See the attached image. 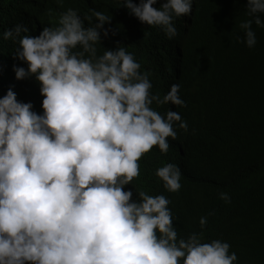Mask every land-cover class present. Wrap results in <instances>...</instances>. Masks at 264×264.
Instances as JSON below:
<instances>
[{"label":"clouds","instance_id":"clouds-1","mask_svg":"<svg viewBox=\"0 0 264 264\" xmlns=\"http://www.w3.org/2000/svg\"><path fill=\"white\" fill-rule=\"evenodd\" d=\"M133 1L120 6L169 39L193 7V0ZM89 12L81 18L69 7L55 26L29 20L0 34L7 42L0 75L8 70L13 79L0 88V264H238L228 242L204 239L207 216L200 232L181 236L170 199L132 185L144 154L153 147L166 154L176 128L188 130L171 110L185 103L178 84L162 98L152 93L148 74L119 42L99 52L111 17ZM244 14L235 40L252 48V25L264 29V0H247ZM30 78L41 113L19 87ZM153 103L165 105L164 114ZM155 176L165 191L180 190L178 165L164 163ZM218 198L230 203L226 192Z\"/></svg>","mask_w":264,"mask_h":264},{"label":"trees","instance_id":"trees-1","mask_svg":"<svg viewBox=\"0 0 264 264\" xmlns=\"http://www.w3.org/2000/svg\"><path fill=\"white\" fill-rule=\"evenodd\" d=\"M32 1L0 0V34L29 20L55 26L69 7L81 18L94 8L111 17L99 52L122 44L148 74L150 91L161 98L172 84L180 86L185 106L172 105L171 110L187 122L188 130L176 128L166 154L156 147L144 154L132 185L170 199L179 235L200 232L199 218L207 216L205 240L228 242L238 264H264V29L252 25L257 41L252 48L236 42L235 36L243 35L236 25L246 18L247 0H193L191 15L174 21L178 34L172 39L157 27L141 24L120 6L122 0H63V7L56 0ZM0 40L5 41L2 35ZM6 44L0 43L1 59ZM12 83L5 70L0 88ZM19 87L26 102L41 113L43 97L34 78ZM152 107L165 112V105ZM169 162L181 171V188L175 193L165 191L155 176V170ZM220 192L228 193L230 203L218 198Z\"/></svg>","mask_w":264,"mask_h":264}]
</instances>
